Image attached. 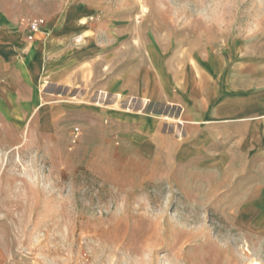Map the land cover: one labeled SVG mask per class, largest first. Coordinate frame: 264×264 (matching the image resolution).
<instances>
[{
	"label": "rangeland",
	"instance_id": "374dc122",
	"mask_svg": "<svg viewBox=\"0 0 264 264\" xmlns=\"http://www.w3.org/2000/svg\"><path fill=\"white\" fill-rule=\"evenodd\" d=\"M77 8L84 30L116 37L122 25L126 55L148 39L150 56L157 43L264 68V0H0V33L25 39L30 19ZM13 70L0 61V264H264V141L251 120L183 129L163 110L169 138L119 146L93 116L42 129L43 93L19 90Z\"/></svg>",
	"mask_w": 264,
	"mask_h": 264
},
{
	"label": "crops",
	"instance_id": "0c3cea01",
	"mask_svg": "<svg viewBox=\"0 0 264 264\" xmlns=\"http://www.w3.org/2000/svg\"><path fill=\"white\" fill-rule=\"evenodd\" d=\"M83 13L77 8L49 18L32 41L12 29L0 33V61H13L17 88L29 89L33 100L34 90L43 93L33 108L42 129L64 125L69 115L81 123L88 115L119 146L152 149L170 136L164 133L165 110L182 119L183 129L251 120V140L264 141V111L256 97L264 68L255 58L216 52L192 57L157 43L160 57L150 56L148 39L124 55L123 26L116 37L84 30L75 23Z\"/></svg>",
	"mask_w": 264,
	"mask_h": 264
},
{
	"label": "built area",
	"instance_id": "2783aa9c",
	"mask_svg": "<svg viewBox=\"0 0 264 264\" xmlns=\"http://www.w3.org/2000/svg\"><path fill=\"white\" fill-rule=\"evenodd\" d=\"M69 1H78V0H69ZM99 17L100 16L98 15L89 17L88 21L89 23H94L99 19ZM26 25H27V31L29 33L27 39L29 41H32L35 34L43 32L46 26V21L43 18H33L30 19ZM75 41L80 42L81 38L78 36L75 38ZM75 132L78 133V129H75Z\"/></svg>",
	"mask_w": 264,
	"mask_h": 264
},
{
	"label": "bare ground",
	"instance_id": "6f19581e",
	"mask_svg": "<svg viewBox=\"0 0 264 264\" xmlns=\"http://www.w3.org/2000/svg\"><path fill=\"white\" fill-rule=\"evenodd\" d=\"M94 40V39H93ZM251 264H259V263H257V262H254V263H251Z\"/></svg>",
	"mask_w": 264,
	"mask_h": 264
}]
</instances>
